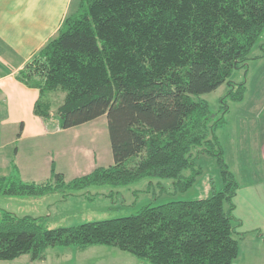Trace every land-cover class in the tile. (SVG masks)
Segmentation results:
<instances>
[{
	"label": "trees",
	"instance_id": "1",
	"mask_svg": "<svg viewBox=\"0 0 264 264\" xmlns=\"http://www.w3.org/2000/svg\"><path fill=\"white\" fill-rule=\"evenodd\" d=\"M80 2L18 78L40 90L35 114L44 120L51 118L47 94L65 95L55 115L64 130L106 116L114 165L69 183L55 165L45 184L1 178L0 195L58 191L66 199L145 178L171 180L176 192H186L202 174L196 162L202 154L217 157L223 188L211 181L206 198L149 204L129 217L74 227L50 229L42 219L5 212L0 262L26 255L42 261L50 247L105 246L147 264H233L238 184L213 149L228 109L215 120L201 97L224 84L235 89L233 72L264 34V0Z\"/></svg>",
	"mask_w": 264,
	"mask_h": 264
},
{
	"label": "rangeland",
	"instance_id": "2",
	"mask_svg": "<svg viewBox=\"0 0 264 264\" xmlns=\"http://www.w3.org/2000/svg\"><path fill=\"white\" fill-rule=\"evenodd\" d=\"M230 81L236 85L233 91L228 84H224L216 91L201 97L209 104L215 120L221 118L223 112L228 109L225 121L215 131L218 145L213 149L221 150L223 159L237 184L252 183L261 179L264 181L262 157L264 150V34L249 54L245 66L242 65L240 69L235 70ZM240 96L241 99H238ZM61 101V95L57 94L50 102L52 108L57 110ZM108 132L106 116L82 125L81 130H71V134L78 135L69 138L68 142L66 138L63 142L67 159L72 157L75 148L82 150L95 145L94 147L99 149L100 146L108 143L106 145L108 149H102L103 163L101 164L105 168L109 167V164L114 165ZM196 162L202 169V174L186 192H176L174 182L171 180L145 178L116 189L92 187L82 192L81 196L76 194L66 199L63 197L65 194L58 191L40 197L0 195V218L5 212H9L18 217L30 216L42 219L44 225L50 229L74 227L85 223L129 217L149 204L158 206L173 201L206 198L211 181H214L218 190H221L223 179L217 157L202 154ZM188 174L189 172L186 173ZM114 255L129 257L128 263L147 264L129 253L105 246L88 247L85 251L79 247H50L46 251L48 264H74L73 261L76 262L75 264H122L121 261L112 258ZM10 264L44 263L32 262L26 255Z\"/></svg>",
	"mask_w": 264,
	"mask_h": 264
},
{
	"label": "crops",
	"instance_id": "3",
	"mask_svg": "<svg viewBox=\"0 0 264 264\" xmlns=\"http://www.w3.org/2000/svg\"><path fill=\"white\" fill-rule=\"evenodd\" d=\"M80 3V0H0V179L14 177L24 183L45 184L51 180L55 165L69 183L103 167L102 149L107 150L108 143L99 149L95 145L82 150L75 148L67 159L63 142L76 137L78 134H71V130H81V126L62 129L53 108L50 119L37 116L35 106L41 97L40 90L18 78L32 58L57 36L65 19L79 11ZM57 94L63 102L65 95L61 92L49 93L46 98L52 102ZM233 203L239 242V255L233 264H264V181L238 184ZM112 258L122 264L130 263L125 255ZM39 262L48 264L47 256Z\"/></svg>",
	"mask_w": 264,
	"mask_h": 264
}]
</instances>
